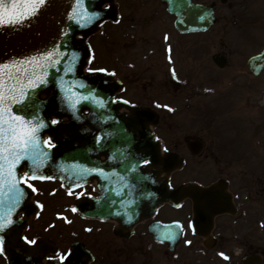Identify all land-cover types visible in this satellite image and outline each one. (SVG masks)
I'll list each match as a JSON object with an SVG mask.
<instances>
[{
	"label": "flooded vegetation",
	"instance_id": "af4514ba",
	"mask_svg": "<svg viewBox=\"0 0 264 264\" xmlns=\"http://www.w3.org/2000/svg\"><path fill=\"white\" fill-rule=\"evenodd\" d=\"M188 1L209 7L214 23L201 31L179 32L173 24L176 15L168 12L164 0H114L115 17L104 19L99 30L95 31H100L105 21L113 23V54L121 71L116 72L106 65L98 69L87 67L92 53L90 46L84 71L103 70L120 80V85L113 92V99L119 101L117 111L131 118L124 121L131 127V141L107 142V133L109 137L112 134L110 130L103 129L99 180L93 177L83 183L68 186L57 176L41 177L23 173L24 181L32 191L29 200L36 207L22 230L28 244H38V250L32 253L31 259L41 264L50 261L64 263L73 244L80 242L85 264H264L263 245L257 243L255 246L253 243L264 241L261 239L264 228L259 227V222L264 219V188L253 190L254 187L249 186L245 178L236 186L232 185L234 178L228 176L205 181L203 169L199 168L197 173L203 179L197 181L186 179L185 174H177L182 166L166 173L162 163L158 164L156 179L161 181L166 178L170 190L188 182L207 187L218 182L220 192L217 191L216 197L222 198L226 203L220 207H209V202L195 203L187 196L179 201L164 199L153 205L148 199V186L143 188L142 183H138V177L132 183L135 188H141L139 198L136 193L135 198L122 200L118 190V185L121 187L130 184L124 169L122 170L126 165V157L140 158L144 172L153 181L154 166L149 157H153L155 153L148 136L150 132L158 142L157 153L160 158L173 153L185 163L183 154L186 153L196 158L200 155L207 157L201 153L202 139L190 137L183 143L179 140L178 135L182 134L181 129L187 122L174 118L169 120L170 114H174L177 108L180 114L183 105H189L191 92L184 91L177 85L173 89L168 87L169 74L177 73L185 59L193 63L199 62L200 52L205 47H201V43H173L168 31L183 37L207 34L217 24L219 15L216 7L219 1L229 3L224 9L225 14L228 22H231L229 25L234 26L242 35L243 42L249 43L248 37L252 41L255 39L254 43L264 42V35L260 37L264 33V0H254L252 3L251 0ZM109 4L104 3L102 6L105 8ZM163 23L166 25L165 29ZM250 34L255 35L252 37ZM230 35L237 36L233 33ZM168 39L170 40L167 41ZM102 40H105V36ZM261 48L264 46L245 57L247 71L246 59L254 56ZM215 55H224L226 63L225 53L211 54V61ZM189 73L190 71L186 75ZM143 109L154 110L157 120ZM52 118L56 121L54 115ZM64 119L66 117H60L58 121ZM84 127L89 131L92 129L89 124ZM63 133L69 134V131L64 130ZM189 141H199V151L193 152V144L191 148L187 145ZM180 143L182 144L179 146ZM95 208L97 214L93 212ZM216 210L223 211L219 213ZM74 214L82 221L81 228L72 221ZM19 216L23 217V212H19ZM55 219L66 222L69 233L66 231L61 236H53L52 233L44 232L47 227L52 230V221ZM34 220H38L39 229L31 226ZM251 220H257V232L252 227L254 221ZM252 230L254 231L251 233ZM0 255L4 260L2 264H7L10 256L1 248Z\"/></svg>",
	"mask_w": 264,
	"mask_h": 264
},
{
	"label": "water",
	"instance_id": "95a60500",
	"mask_svg": "<svg viewBox=\"0 0 264 264\" xmlns=\"http://www.w3.org/2000/svg\"><path fill=\"white\" fill-rule=\"evenodd\" d=\"M164 1L168 12L176 15L173 24L179 32L201 31L214 23L209 7L200 3ZM24 2L33 3V0H0V18H4L5 5L10 8L11 3ZM104 3L110 4L104 8ZM107 17H115L114 0H46L38 14L22 24L0 25V66L11 65L14 61H33L35 58V62L20 66V78L24 83V95L19 97L22 102L9 105L13 116H19L29 126L36 127L37 132L35 143L17 165L16 178L23 182L10 189L0 181V224H6L0 229V248L10 256L7 264H41L31 259L32 253L38 250V244H28L22 235L27 218L36 208L34 202L29 200L32 191L25 183L23 173L41 177L57 176L68 186L93 177L99 180L103 129L110 130L112 134L109 137L107 133V142L131 141V127L124 122L131 118L117 111L119 101L113 99V92L120 85V80L103 70L84 71L90 54L85 40L89 34L99 30L101 22ZM49 56L50 59H46ZM224 57L215 55L212 62L223 67L226 64ZM246 65L254 76L259 75L264 69V48L248 57ZM28 80H32L35 86L28 84ZM147 113L157 120L154 110ZM60 117L66 119L58 121ZM85 124L92 129L87 130ZM64 130L69 134L63 133ZM148 136L155 153L149 157L154 166L153 181L144 172L140 158H124L126 165L122 170L130 184L118 185L122 200L133 199L136 193L137 198L141 196V188H135L132 183L138 177V183H142L143 188L148 186V199L153 205L164 199L179 201L185 196L195 203L209 202V207L226 204L222 198L216 197L217 191L220 192L218 182L208 187L188 182L170 190L166 178L158 181V164L162 163L163 171L168 173L180 168L184 160L173 153L160 158L156 138L151 132ZM198 142L189 141L187 145L191 148L193 144L191 150L197 152L200 149ZM19 212H23L24 216H19ZM93 212L98 213L96 208ZM81 249L83 246L80 242H75L64 263L50 261L45 264H85Z\"/></svg>",
	"mask_w": 264,
	"mask_h": 264
},
{
	"label": "rangeland",
	"instance_id": "374dc122",
	"mask_svg": "<svg viewBox=\"0 0 264 264\" xmlns=\"http://www.w3.org/2000/svg\"><path fill=\"white\" fill-rule=\"evenodd\" d=\"M253 1L251 0V3ZM228 4L217 1L216 11L219 15L217 24L207 34L183 37L168 31L171 40L167 41L173 43L183 41L192 45L201 43V47H205L200 52L199 62L193 63L185 59L181 67H178L177 73H170L168 78V87L173 89L177 85L178 88L191 92V99L188 101L190 106L186 107L185 104L179 103L183 105V111L179 114L177 108L169 117V120L174 118L188 123L181 129L179 140L183 143L190 137L202 139L201 153L207 155L206 158L201 155L196 158L187 153L183 154L186 160L181 167L182 170L177 174H185L186 179L198 181L203 179L202 175L197 173L201 168L207 179L205 181L214 180L218 176H228L234 178L232 185L236 186L244 181L242 178H245L249 186L256 190L259 187L264 188V70L254 77L246 70L244 59L264 46V42L254 43L255 39L252 41L251 37L247 38L249 43L241 40L242 35L240 36L234 26L229 25L231 22H228L225 14L224 9ZM162 25L165 29V23ZM101 28L100 31L91 34L86 41L92 49L87 67L98 69L106 65L120 72L118 61L113 54L114 25L105 21ZM230 33L237 36H231ZM253 35L255 34H250L252 37ZM263 35L264 33H261L260 37L262 38ZM215 52L226 54L225 66L218 67L212 63L211 54ZM188 71L190 73L186 75ZM169 138L173 140L172 136ZM262 205L264 206V203ZM51 215L53 217L54 213L52 212ZM37 221L34 220L31 226L37 227ZM72 221L81 228L82 221L75 214ZM251 221H254L252 227L257 232V220ZM65 224L63 220L55 219L52 221V230L47 227L43 231L52 233L53 236H61L68 231V225ZM259 227L264 228V219L263 222H259ZM262 237L261 239L264 240V231ZM230 243L232 244L231 241ZM253 243L255 246L257 243L262 244L264 247V241ZM3 261L0 255V264Z\"/></svg>",
	"mask_w": 264,
	"mask_h": 264
},
{
	"label": "snow or ice",
	"instance_id": "6c2138e0",
	"mask_svg": "<svg viewBox=\"0 0 264 264\" xmlns=\"http://www.w3.org/2000/svg\"><path fill=\"white\" fill-rule=\"evenodd\" d=\"M45 3L46 0H39L38 3L33 0V3H11L10 8L5 5L0 25L22 24L29 17L37 15ZM46 59H50V56ZM33 62L35 58L33 61H14L11 65L0 66V181L10 189H15L23 182L16 178L17 165L27 156L28 148L35 143L37 132L36 127L29 126L19 116H13L9 106L22 102L19 97L24 95V83L20 78V66ZM27 83L35 86L32 80ZM5 226L6 224H0V229Z\"/></svg>",
	"mask_w": 264,
	"mask_h": 264
}]
</instances>
